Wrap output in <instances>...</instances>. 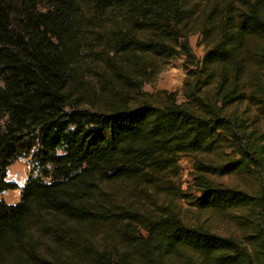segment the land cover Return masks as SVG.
Listing matches in <instances>:
<instances>
[{"label":"trees","instance_id":"1","mask_svg":"<svg viewBox=\"0 0 264 264\" xmlns=\"http://www.w3.org/2000/svg\"><path fill=\"white\" fill-rule=\"evenodd\" d=\"M20 157L0 264H264V0H0V193Z\"/></svg>","mask_w":264,"mask_h":264},{"label":"rangeland","instance_id":"2","mask_svg":"<svg viewBox=\"0 0 264 264\" xmlns=\"http://www.w3.org/2000/svg\"><path fill=\"white\" fill-rule=\"evenodd\" d=\"M189 43L194 55L200 60L204 55V46L201 43L200 36L192 35L189 37ZM185 56L178 55L167 65L161 67L158 73H153L151 81L145 83L142 87L144 92L155 94L161 91H175L178 94V100L183 101L182 87L186 77ZM182 169L179 180L182 190L189 195H198L193 189V160L183 157L180 160ZM32 164L29 157H20L14 160L8 167L7 181L11 183V189L0 193V199L7 203H16L20 199V190L25 184L27 177L31 174ZM181 204L184 208H190L189 203L183 199Z\"/></svg>","mask_w":264,"mask_h":264}]
</instances>
